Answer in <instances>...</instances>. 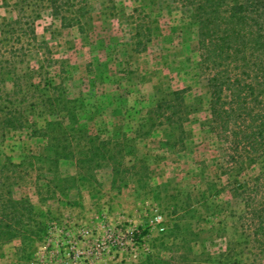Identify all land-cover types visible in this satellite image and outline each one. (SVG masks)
<instances>
[{
	"label": "rangeland",
	"instance_id": "rangeland-1",
	"mask_svg": "<svg viewBox=\"0 0 264 264\" xmlns=\"http://www.w3.org/2000/svg\"><path fill=\"white\" fill-rule=\"evenodd\" d=\"M89 4L90 21L82 32L77 27L62 28L49 11H43L35 22L36 35L57 62L49 74L55 83L62 82L68 97L81 108V126L105 141L127 140V166L135 169L112 183L111 169L103 167L94 181L70 184L60 182L76 174L75 162L68 160L60 162L55 178L35 173L15 186V197L28 198L47 225L43 237L31 246L26 264H137L158 251L165 229L175 224L189 228L192 259L201 255L199 264H219L202 261L208 255L216 259L227 240L238 239L232 219L226 220L224 230L225 203L229 200L235 210L238 205L226 192L208 189L214 183L220 190L226 176L221 174L219 144L207 128L209 94L198 72L195 31L169 0H89ZM14 16L0 3V23ZM136 32L143 35L139 51ZM8 47L1 49L3 56ZM24 55L23 64L16 62V72L29 76L31 92L42 91L35 71L38 57ZM3 80L0 168L6 158L19 164L26 155L51 157L46 140L30 127L32 123L36 129L43 127L38 112L29 115L23 129L2 128L1 120L10 108L1 92H12V78ZM174 91H184L186 104L198 107L183 125L180 143L176 126L157 121L148 128L156 102ZM48 180L59 191L43 201L33 183L47 185ZM138 229L140 238L133 242L132 233ZM176 243L163 257L176 255ZM17 246L14 242L0 247V264H20Z\"/></svg>",
	"mask_w": 264,
	"mask_h": 264
},
{
	"label": "trees",
	"instance_id": "trees-1",
	"mask_svg": "<svg viewBox=\"0 0 264 264\" xmlns=\"http://www.w3.org/2000/svg\"><path fill=\"white\" fill-rule=\"evenodd\" d=\"M169 1L195 31L198 72L209 94L207 128L216 138L223 158L221 174L226 176L225 184L217 190L216 184L211 183L208 189L226 192L238 205L235 210L228 200L224 212L225 221L233 220L238 239L227 240L216 259L208 255L202 262L264 264V0ZM0 3L15 14L14 18L2 19L0 23V84L5 76L12 78V92H1L3 102L10 108L1 120L2 128L23 129L30 122L29 115L38 112L43 127L36 129L35 123L30 127L34 135L46 140L52 154L51 157L26 155L19 164L6 158L0 168V247L18 242L15 257L20 264H26L31 258V246L43 237L47 225L45 216L35 210L28 198L15 197V186L35 173L55 178L61 161L75 162L76 174L60 181L70 184L94 181L96 172L103 167L111 169L114 183L128 177L135 167L127 166L126 149L130 147L127 140L105 141L81 126V108L68 97L62 82L55 83L49 74L57 62L46 42L38 41L36 35L35 22L43 11H49L62 28L77 27L82 32L84 24L90 21L89 0H0ZM141 36L140 32L134 35L138 39L135 43L138 51ZM5 45L9 47L3 56L1 49ZM28 53L38 57L35 71L42 80L39 85L43 86L42 91L31 92L29 76L16 72V62L23 64L24 54ZM184 95V91L163 95L156 102L153 119H149L153 122L148 128H154L157 121L176 126L180 143L183 125L198 110L186 104ZM34 102L37 106L32 105ZM38 182L33 184L40 200L50 199L59 191L57 185L51 188L50 180L46 181L47 185ZM212 208L215 213V207ZM225 223L227 231L228 221ZM188 229L178 224L165 229L158 251L137 264H199L201 255L193 259L190 256ZM140 230L132 233L133 242L140 238ZM176 240V255L163 257L162 253L172 251Z\"/></svg>",
	"mask_w": 264,
	"mask_h": 264
}]
</instances>
